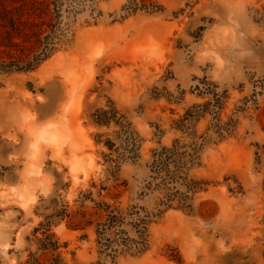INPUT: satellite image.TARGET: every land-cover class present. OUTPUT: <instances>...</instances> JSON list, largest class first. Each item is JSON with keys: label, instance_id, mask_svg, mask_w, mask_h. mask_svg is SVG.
<instances>
[{"label": "rangeland", "instance_id": "rangeland-1", "mask_svg": "<svg viewBox=\"0 0 264 264\" xmlns=\"http://www.w3.org/2000/svg\"><path fill=\"white\" fill-rule=\"evenodd\" d=\"M0 264H264V0H0Z\"/></svg>", "mask_w": 264, "mask_h": 264}, {"label": "trees", "instance_id": "trees-1", "mask_svg": "<svg viewBox=\"0 0 264 264\" xmlns=\"http://www.w3.org/2000/svg\"><path fill=\"white\" fill-rule=\"evenodd\" d=\"M176 152L174 149H167L164 148L163 151H160L159 153H157V159H155V161L157 162V164L160 165V167L162 169H166L167 166L170 164V160H171V156L175 155ZM181 167H177V170H180Z\"/></svg>", "mask_w": 264, "mask_h": 264}]
</instances>
